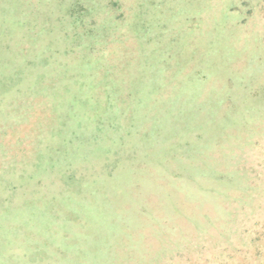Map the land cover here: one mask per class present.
<instances>
[{
	"label": "rangeland",
	"instance_id": "374dc122",
	"mask_svg": "<svg viewBox=\"0 0 264 264\" xmlns=\"http://www.w3.org/2000/svg\"><path fill=\"white\" fill-rule=\"evenodd\" d=\"M0 264H264V0H0Z\"/></svg>",
	"mask_w": 264,
	"mask_h": 264
}]
</instances>
